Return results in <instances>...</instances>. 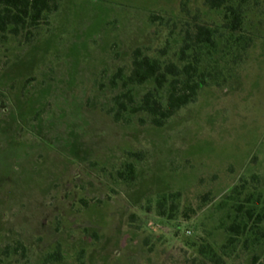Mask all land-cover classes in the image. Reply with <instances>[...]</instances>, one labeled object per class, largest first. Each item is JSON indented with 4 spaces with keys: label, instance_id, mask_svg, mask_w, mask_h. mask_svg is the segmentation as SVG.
Segmentation results:
<instances>
[{
    "label": "rangeland",
    "instance_id": "1",
    "mask_svg": "<svg viewBox=\"0 0 264 264\" xmlns=\"http://www.w3.org/2000/svg\"><path fill=\"white\" fill-rule=\"evenodd\" d=\"M52 5L32 35L0 33V264H216L202 246L219 264H263L264 223L260 242L229 245L227 228L264 206V0H246L253 41L237 57L205 0ZM196 25L224 34L201 64L209 85L163 127L115 122L111 79L133 51L177 61Z\"/></svg>",
    "mask_w": 264,
    "mask_h": 264
},
{
    "label": "trees",
    "instance_id": "2",
    "mask_svg": "<svg viewBox=\"0 0 264 264\" xmlns=\"http://www.w3.org/2000/svg\"><path fill=\"white\" fill-rule=\"evenodd\" d=\"M53 0H0V33L9 32L15 36L22 33L32 35V29L40 26L49 19L53 9ZM205 5L212 11L222 14V29L228 33L227 41L238 45V52L246 51L253 38L245 34V20L247 17L246 0H205ZM153 21L155 18H152ZM220 29L210 26L196 25L186 29L179 42V50L175 54L177 61L163 59L167 56L166 47L159 50L160 55L151 56L145 49L136 48L132 54L131 69L128 73L120 68L112 77L111 84L119 89L113 97V106L109 110L113 120L117 123L131 122L139 114L146 115L152 125L163 127L181 109L193 103L200 90L209 85L212 74L201 71V64L205 57H214L221 53L219 41L224 37ZM219 39V41H218ZM247 47V48H246ZM232 52L223 50L222 55ZM215 54V55H214ZM146 91L141 92V88ZM138 157L137 154H134ZM122 179L132 181L136 177V167L128 163L119 172ZM177 195L164 196L159 203L162 217L167 215L166 207L169 198ZM248 203L251 201L247 200ZM238 209L242 217L237 216L227 228L230 237L229 245H235L239 237L254 232V241L260 242L259 227L264 223V206L256 213V208L245 212ZM244 209V208H243ZM174 206H171L168 216L172 219ZM255 217L254 228L250 226V219ZM255 228L257 230H255ZM264 235V233H262ZM264 237V236H263ZM248 239L245 240L247 242ZM261 244V243H260ZM200 253L210 256V260L219 264V258L213 250L202 246ZM58 256L56 259H59ZM215 258V259H214ZM259 257L255 258V262ZM264 264V263H263Z\"/></svg>",
    "mask_w": 264,
    "mask_h": 264
}]
</instances>
